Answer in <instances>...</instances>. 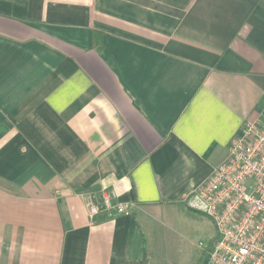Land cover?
Instances as JSON below:
<instances>
[{
  "label": "crops",
  "instance_id": "crops-1",
  "mask_svg": "<svg viewBox=\"0 0 264 264\" xmlns=\"http://www.w3.org/2000/svg\"><path fill=\"white\" fill-rule=\"evenodd\" d=\"M247 121L264 0H0V264H147L138 217L188 208ZM102 190L130 213L90 215Z\"/></svg>",
  "mask_w": 264,
  "mask_h": 264
},
{
  "label": "built area",
  "instance_id": "built-area-1",
  "mask_svg": "<svg viewBox=\"0 0 264 264\" xmlns=\"http://www.w3.org/2000/svg\"><path fill=\"white\" fill-rule=\"evenodd\" d=\"M114 196L102 190L99 202L88 200L89 214H128ZM186 204L217 230L204 264H264V122L243 125L229 143L227 159L188 193Z\"/></svg>",
  "mask_w": 264,
  "mask_h": 264
},
{
  "label": "rangeland",
  "instance_id": "rangeland-1",
  "mask_svg": "<svg viewBox=\"0 0 264 264\" xmlns=\"http://www.w3.org/2000/svg\"><path fill=\"white\" fill-rule=\"evenodd\" d=\"M138 218L146 239L147 264H204V250L217 238L209 218L183 205Z\"/></svg>",
  "mask_w": 264,
  "mask_h": 264
},
{
  "label": "trees",
  "instance_id": "trees-1",
  "mask_svg": "<svg viewBox=\"0 0 264 264\" xmlns=\"http://www.w3.org/2000/svg\"><path fill=\"white\" fill-rule=\"evenodd\" d=\"M102 35H103V31L98 29L92 30L93 44L97 50L102 49Z\"/></svg>",
  "mask_w": 264,
  "mask_h": 264
}]
</instances>
